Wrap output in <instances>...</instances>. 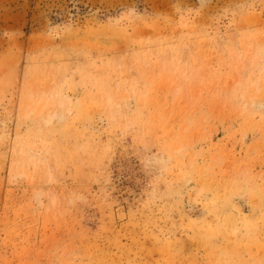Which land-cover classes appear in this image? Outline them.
<instances>
[{"label":"rangeland","instance_id":"obj_1","mask_svg":"<svg viewBox=\"0 0 264 264\" xmlns=\"http://www.w3.org/2000/svg\"><path fill=\"white\" fill-rule=\"evenodd\" d=\"M262 56L264 0H0V264H264Z\"/></svg>","mask_w":264,"mask_h":264},{"label":"bare ground","instance_id":"obj_2","mask_svg":"<svg viewBox=\"0 0 264 264\" xmlns=\"http://www.w3.org/2000/svg\"><path fill=\"white\" fill-rule=\"evenodd\" d=\"M261 51V50H260ZM241 55V54H240ZM261 54H259L257 60H256V64L258 65L260 63L261 58ZM240 57V56H239ZM243 57V56H242ZM264 58V56H262ZM253 58V57H252ZM254 59V58H253ZM250 63V62H249ZM255 66V65H254ZM262 67V66H261ZM260 67V68H261ZM242 68V66H241ZM259 68V67H258ZM256 68V69H258ZM246 71H248L249 69L246 68L244 69ZM251 71V70H250ZM260 71V70H258ZM185 72V71H184ZM255 72V71H254ZM143 73V72H142ZM184 74V73H183ZM248 74V73H247ZM258 74V73H257ZM258 76V75H257ZM247 77V76H246ZM237 80V79H236ZM264 80V76L261 77H255L254 79H251L250 84L255 88L258 89L259 86V81H263ZM134 83L136 84V87H131L129 86V88H124V91L122 92V94L120 96H118L116 99H112L111 95H106L105 96V103L107 105H115L116 110L119 111V113L121 114V112L124 113H129L131 111V107H130V103L134 102V98H136V93H137V89L142 87L143 85L146 84V80L144 78V74H139L138 77L136 79L133 80ZM248 82V81H247ZM238 85V84H237ZM259 86V87H258ZM54 88V87H53ZM143 88V87H142ZM234 89V88H233ZM142 90V89H141ZM116 92V91H115ZM33 93V92H32ZM52 93V92H51ZM50 93V95L52 97H59V96H63L64 100L58 101L57 103L60 105H69L70 104V99L66 96V95H61L59 92H53L52 94ZM147 93V92H146ZM44 94V93H43ZM108 94V93H107ZM144 94V93H143ZM31 95V92L30 94ZM37 95V94H36ZM48 96V95H47ZM136 96V97H135ZM242 96V95H241ZM31 97V96H30ZM102 97V96H101ZM93 98V97H92ZM103 98V97H102ZM58 99V98H55ZM54 99V100H55ZM253 99V98H252ZM52 100V99H51ZM53 101V100H52ZM102 101V100H101ZM45 102V101H44ZM31 105H33V107H31L30 109H24L23 111H21L20 116L26 117V118H31V117H36L37 119L39 118L41 120V116L44 119H47V121H51L52 116L54 114L52 113H45L43 115L44 109L46 108L45 105H39L38 106V102L37 101H33L31 103ZM71 106V105H70ZM69 107V106H68ZM114 107V106H113ZM114 109V108H113ZM70 111V110H69ZM75 111V110H74ZM72 112V111H71ZM118 113V112H117ZM116 113V114H117ZM115 114V115H116ZM130 114V113H129ZM111 116H114V111H111ZM55 117V116H54ZM117 117V116H116ZM43 120V119H42ZM37 121V120H36ZM46 121V120H45ZM49 121V122H50ZM40 122V121H39ZM42 125V124H41ZM2 126V131L0 133H4V128H5V123L4 121L1 123ZM30 144V143H29ZM25 148V147H24ZM43 148V147H42ZM45 150V149H44ZM180 147H177L175 149V151H179ZM46 152V151H45ZM25 153L27 155V160L28 161H34V159L38 156H42L43 151L38 147H34V146H30L28 145L25 148ZM23 156V155H22ZM46 157V156H45ZM47 158V157H46ZM49 158V157H48ZM142 163L144 166L146 167H154V168H162L164 166V157L159 154V153H155V154H149L146 153L143 157H142ZM49 176V180H52V176L51 173L48 172ZM21 175V174H19ZM24 175L18 176L17 179H15V177H12L11 181L12 183H14V185H18L19 182H23L25 181L24 179ZM49 183V182H48ZM44 192L46 194L47 199L49 200V203L51 204V206L56 207L57 209H66V208H71L75 205H77V200H83V196L80 195H75L70 191H64L66 192L65 194L59 193L58 191L52 190V189H48V187H44ZM59 193V194H58ZM42 192L40 190H33V195L36 201H40L41 196H42Z\"/></svg>","mask_w":264,"mask_h":264}]
</instances>
